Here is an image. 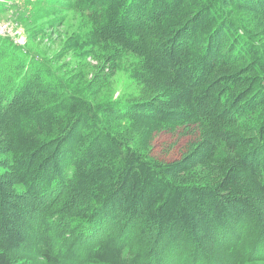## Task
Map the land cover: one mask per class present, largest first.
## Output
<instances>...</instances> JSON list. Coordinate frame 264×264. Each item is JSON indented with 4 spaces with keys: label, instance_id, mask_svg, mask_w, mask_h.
<instances>
[{
    "label": "trees",
    "instance_id": "trees-1",
    "mask_svg": "<svg viewBox=\"0 0 264 264\" xmlns=\"http://www.w3.org/2000/svg\"><path fill=\"white\" fill-rule=\"evenodd\" d=\"M76 1L115 68L136 61L141 92L88 102L0 35V68L16 63L0 73V264L264 262V0ZM245 12L263 24L233 17ZM121 121L199 134L156 162L115 133Z\"/></svg>",
    "mask_w": 264,
    "mask_h": 264
},
{
    "label": "rangeland",
    "instance_id": "rangeland-1",
    "mask_svg": "<svg viewBox=\"0 0 264 264\" xmlns=\"http://www.w3.org/2000/svg\"><path fill=\"white\" fill-rule=\"evenodd\" d=\"M233 15L240 23L250 24L256 29L263 24L255 14L245 12ZM99 26L97 16H92L76 0H0V31L5 32L0 35L12 39H9L12 45L22 50V58L25 56L43 62L69 91L88 102L125 105L136 101L141 89L132 77L130 67V63L136 61L123 62L122 66L115 68L120 64L111 62L110 57H117V51L100 34ZM10 57L6 56L7 59ZM15 64L11 60L7 67L0 68L2 79L14 77ZM7 117V113L0 111V144L4 139L3 124ZM115 133L130 137L141 153L156 162L177 160L191 149L190 144L196 141L199 134L195 125L173 128L122 121L117 124ZM61 222L66 231L68 219L65 217ZM121 226L120 219L116 227L120 237L132 232L130 229L120 231ZM146 238H149L150 244L158 240L154 229L147 233ZM160 249H163L161 243ZM78 250L75 249V253L81 255ZM257 253L262 256L264 250ZM17 260V264H39L30 259Z\"/></svg>",
    "mask_w": 264,
    "mask_h": 264
},
{
    "label": "built area",
    "instance_id": "built-area-1",
    "mask_svg": "<svg viewBox=\"0 0 264 264\" xmlns=\"http://www.w3.org/2000/svg\"><path fill=\"white\" fill-rule=\"evenodd\" d=\"M0 33H1L2 35H4V34H5V32H1V31H0Z\"/></svg>",
    "mask_w": 264,
    "mask_h": 264
}]
</instances>
